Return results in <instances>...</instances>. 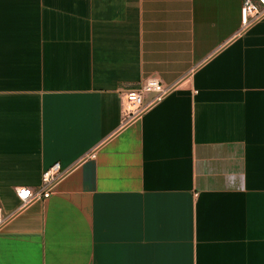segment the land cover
<instances>
[{
	"label": "crops",
	"instance_id": "0c3cea01",
	"mask_svg": "<svg viewBox=\"0 0 264 264\" xmlns=\"http://www.w3.org/2000/svg\"><path fill=\"white\" fill-rule=\"evenodd\" d=\"M243 3L0 0V264H264V19L243 30ZM149 79L171 91L130 120Z\"/></svg>",
	"mask_w": 264,
	"mask_h": 264
},
{
	"label": "built area",
	"instance_id": "2783aa9c",
	"mask_svg": "<svg viewBox=\"0 0 264 264\" xmlns=\"http://www.w3.org/2000/svg\"><path fill=\"white\" fill-rule=\"evenodd\" d=\"M243 30L252 27L264 19V0H244L241 10ZM171 91L157 79H149L142 82L136 88L127 93L129 119L140 117L150 105L162 100ZM152 94L153 98L146 102V97ZM88 157H95V153ZM69 170H63L60 163L54 164L43 174V183L38 190L21 188L17 190L20 200V209H25L32 204L49 199L57 189L58 185L69 174ZM9 221L0 209V229Z\"/></svg>",
	"mask_w": 264,
	"mask_h": 264
}]
</instances>
